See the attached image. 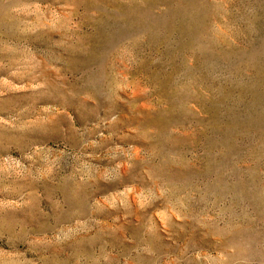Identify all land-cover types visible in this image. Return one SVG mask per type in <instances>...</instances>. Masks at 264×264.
Instances as JSON below:
<instances>
[{
    "label": "rangeland",
    "instance_id": "rangeland-1",
    "mask_svg": "<svg viewBox=\"0 0 264 264\" xmlns=\"http://www.w3.org/2000/svg\"><path fill=\"white\" fill-rule=\"evenodd\" d=\"M0 264H264V0H0Z\"/></svg>",
    "mask_w": 264,
    "mask_h": 264
}]
</instances>
